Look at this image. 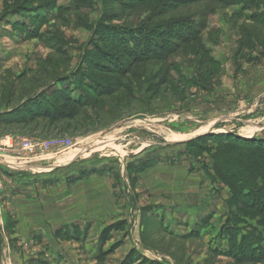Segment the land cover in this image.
I'll use <instances>...</instances> for the list:
<instances>
[{"label":"rangeland","instance_id":"374dc122","mask_svg":"<svg viewBox=\"0 0 264 264\" xmlns=\"http://www.w3.org/2000/svg\"><path fill=\"white\" fill-rule=\"evenodd\" d=\"M123 1L91 0L75 9L73 0H58L64 8L59 11L55 0H0V113L53 85L44 107L57 89L74 91L72 80L81 73L114 89L78 107L72 118L0 121V246L6 237L11 249L6 264H55L35 234L52 232L62 221L55 216L61 209L73 219L54 237L74 245L78 264H264L231 252V244L251 229L264 232L251 217L234 224L238 210L230 189L211 170L212 145L199 153L169 140L197 133L222 116L201 134L245 135L255 127L262 129L255 137L264 138V23L247 19L250 9L235 13L240 5L186 2L160 20L208 23L202 31L208 59L190 41L163 59L136 63L124 75L92 69V62L103 61L96 46L109 45L93 24L104 16L106 23L133 28L156 3ZM41 5L51 10L40 11L46 16L43 36H27L9 23L11 9ZM63 76L69 80H59ZM231 115L235 119L227 120ZM24 141L35 150L25 149ZM23 195L42 196L41 212L31 222L25 215L35 210ZM185 205L199 214L188 217ZM20 226L31 235L18 234ZM233 227L240 232L232 242L227 234Z\"/></svg>","mask_w":264,"mask_h":264},{"label":"trees","instance_id":"16d2710c","mask_svg":"<svg viewBox=\"0 0 264 264\" xmlns=\"http://www.w3.org/2000/svg\"><path fill=\"white\" fill-rule=\"evenodd\" d=\"M75 9L89 5L91 0H73ZM146 0H126L122 4H141ZM194 0H155L154 10L146 18V21L136 27L111 25L104 22V16L93 24V31L109 43L107 47L96 46L101 61L92 62V69L121 73L129 72L136 63L153 59H163L169 55L179 44L196 41L208 59L207 48L202 44V31L205 25L198 24L192 18L162 19L164 12L173 9L177 5ZM238 6L234 11L238 14L244 9L252 10L247 19L264 23V0H219ZM55 7L62 11L63 5L55 0ZM18 7L11 9L9 13L18 14L27 18V21H18L12 25L25 30L27 36H43L41 24L45 15L40 11L50 12L46 5L34 8ZM68 9V8H66ZM156 17V18H155ZM159 17V21H154ZM155 18V19H154ZM208 24V23H207ZM207 24L205 28L207 27ZM25 35V36H26ZM69 80V77H61L59 80ZM74 91L70 87L57 89L44 107H39L46 101L49 89L46 88L25 99L23 103L15 105L11 110L0 113V121L25 122L36 117H44L53 120L72 118L78 107L94 104L99 97L110 94L113 88L109 83L95 80L87 73L76 75L72 80ZM78 91L77 96L76 94ZM209 136V140L207 139ZM189 148L197 149L199 153L206 151L205 144L210 143L214 153L211 170L215 177L230 189L231 202L237 207L236 220L251 217L257 220V224L264 232V138L243 137L231 133L202 134L182 142ZM239 216L240 219H239ZM243 220V219H242ZM230 238L235 240V235L240 232L237 227L228 230ZM58 234V232H57ZM251 229L249 234L241 236L240 243L231 244V252L239 260L260 262L264 259V247L260 248L256 242H264V233ZM4 239L2 238V244ZM264 246V245H263ZM3 245L0 246V258ZM134 256V253L132 254ZM134 264V263H130ZM138 264V263H135Z\"/></svg>","mask_w":264,"mask_h":264},{"label":"crops","instance_id":"0c3cea01","mask_svg":"<svg viewBox=\"0 0 264 264\" xmlns=\"http://www.w3.org/2000/svg\"><path fill=\"white\" fill-rule=\"evenodd\" d=\"M61 4V3H59ZM9 20V19H8ZM10 20H12L11 22H9L10 24H13L17 21H22V22H25L27 21V18L26 17H23L21 15H18V14H14L12 17H10ZM9 24V25H10ZM235 116V115H234ZM234 116H230L232 118H229L227 120H230V119H235ZM223 117H219L215 120L214 124H216L217 122L223 120ZM213 124V125H214ZM210 126V128L213 127ZM209 128V130H210ZM216 129H220V128H216ZM260 129V128H259ZM262 129L258 130L261 131ZM208 131V130H207ZM257 131H255L254 135L252 137H255L257 134H256ZM240 133V132H239ZM240 135H243L240 133ZM245 136V135H243ZM186 141V140H183V142ZM182 142V141H181ZM191 162V161H190ZM9 163V162H8ZM9 165V164H8ZM9 167H14L12 165H9ZM197 172H201L200 170H196ZM60 184V183H59ZM50 187H56V185H50ZM64 189V187H62ZM23 200L27 202V204L29 205H33L32 206V209L35 210V212H31L30 214V211L27 212V214L25 215V219H27L29 217L30 219V222H31V216L35 215V213H37L38 215V212H41V211H38L39 209H41V204H42V196L38 197L36 195L32 196V197H26L25 195H23ZM185 208L187 210H185ZM189 207H186V205L181 208V210H183L186 214H188V217L189 216H192V217H196V214H199L200 212V209L199 210H194L192 212H190V210H188ZM194 212V213H193ZM55 214V213H54ZM192 214V215H190ZM55 216L58 218H61L62 221H60L58 223L57 226L54 227L53 231L52 232H47L46 230L43 229L42 232H38L37 234H35V236L37 237L36 239L39 240V245L42 247L44 246L42 249L45 253V255L47 256V258L50 260L51 263H55V264H70V263H77L78 262L74 259V245L71 246V248L68 247V245H64L62 243V241H59L57 239H55L54 237V232L61 226V225H64L66 223H70L73 219V217H70L69 219H66V217H68V214H67V210L65 209H61V210H57V214H55ZM25 221V220H24ZM29 223L28 221H25L23 223V225ZM30 224V223H29ZM25 227L23 226L21 228L20 226V229L17 230L18 234H24V235H27V236H30L31 234H27V232L25 231ZM0 234L3 235V222H2V219L0 218ZM19 236V235H18ZM4 241H3V249H2V255H1V262L3 263H7V257H8V254H10V245H9V242H8V239L6 237L3 238ZM44 244H48V245H44ZM27 246V245H26ZM87 253H88V250H87ZM76 261V262H75Z\"/></svg>","mask_w":264,"mask_h":264},{"label":"bare ground","instance_id":"6f19581e","mask_svg":"<svg viewBox=\"0 0 264 264\" xmlns=\"http://www.w3.org/2000/svg\"><path fill=\"white\" fill-rule=\"evenodd\" d=\"M213 125V123L211 124V125H208L207 127H203V128H201L200 130H198L197 131V133H194V134H191V135H189L188 134V136H178V135H173V136H171L170 138H169V140H171V141H183V140H186V139H189V138H191V137H194V135H198V134H201V133H203V132H205V131H207L208 130V128H210V126H212ZM213 130H214V128H213ZM258 130H260L259 128H253L252 130H248V131H245V137H252L253 135H254V133H255V131H258ZM244 130H242V132H243ZM174 132V131H173ZM108 136V135H107ZM106 136V137H107ZM111 138V137H110ZM115 138V137H114ZM105 141V140H104ZM106 142V141H105ZM110 145V144H109ZM99 149V148H98ZM79 152V151H78ZM123 152V151H122ZM77 154V152L76 153H72L68 158H67V161H69V160H71V159H74V156ZM11 261V260H10Z\"/></svg>","mask_w":264,"mask_h":264},{"label":"built area","instance_id":"2783aa9c","mask_svg":"<svg viewBox=\"0 0 264 264\" xmlns=\"http://www.w3.org/2000/svg\"><path fill=\"white\" fill-rule=\"evenodd\" d=\"M57 142V141H56ZM24 147H25V149H29L30 151H33V150H35V144H33V143H31L30 141H24Z\"/></svg>","mask_w":264,"mask_h":264},{"label":"water","instance_id":"95a60500","mask_svg":"<svg viewBox=\"0 0 264 264\" xmlns=\"http://www.w3.org/2000/svg\"><path fill=\"white\" fill-rule=\"evenodd\" d=\"M201 135H202V134H201ZM194 137H196V136H194ZM194 137H191V138H194ZM191 138H189V139H191ZM189 139H186V141L189 140Z\"/></svg>","mask_w":264,"mask_h":264}]
</instances>
